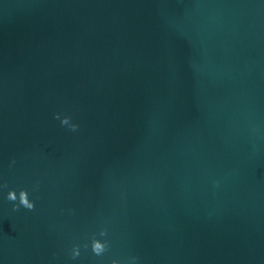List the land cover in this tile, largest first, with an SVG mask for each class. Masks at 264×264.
Wrapping results in <instances>:
<instances>
[{
  "label": "water",
  "instance_id": "95a60500",
  "mask_svg": "<svg viewBox=\"0 0 264 264\" xmlns=\"http://www.w3.org/2000/svg\"><path fill=\"white\" fill-rule=\"evenodd\" d=\"M114 260L264 264V0H0V264Z\"/></svg>",
  "mask_w": 264,
  "mask_h": 264
},
{
  "label": "clouds",
  "instance_id": "9594fccd",
  "mask_svg": "<svg viewBox=\"0 0 264 264\" xmlns=\"http://www.w3.org/2000/svg\"><path fill=\"white\" fill-rule=\"evenodd\" d=\"M59 118H60L59 115H57V119H59ZM70 119H71L70 117H64L63 120L61 121V123L63 125H70V123H69ZM70 127L73 131H75L78 128V125L71 124ZM6 186L7 185H5V187ZM7 198L10 201L19 200V203L14 205V209H13L14 211H18L21 205L28 210H33L35 208V202L29 199V193L26 189L21 190L19 193V196H17V192L15 190H11V191H9ZM100 235L101 236L107 235L106 230L101 231ZM84 247L87 248L88 245L85 244ZM91 247H92L93 253L96 256H102L108 250L109 245H108L107 241H101L100 239L93 238ZM79 256H80V247H79V245H76L72 251V258L75 259ZM133 259H135V258H133ZM112 264H119V261L114 260L112 262Z\"/></svg>",
  "mask_w": 264,
  "mask_h": 264
}]
</instances>
